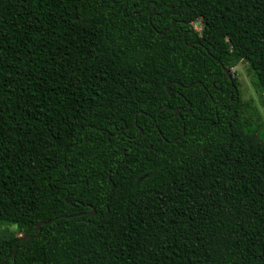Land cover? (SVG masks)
<instances>
[{
    "label": "trees",
    "instance_id": "trees-1",
    "mask_svg": "<svg viewBox=\"0 0 264 264\" xmlns=\"http://www.w3.org/2000/svg\"><path fill=\"white\" fill-rule=\"evenodd\" d=\"M241 62L264 0H0V264H264Z\"/></svg>",
    "mask_w": 264,
    "mask_h": 264
},
{
    "label": "rangeland",
    "instance_id": "rangeland-1",
    "mask_svg": "<svg viewBox=\"0 0 264 264\" xmlns=\"http://www.w3.org/2000/svg\"><path fill=\"white\" fill-rule=\"evenodd\" d=\"M201 28L202 27L199 23L192 26L193 31L198 33L201 32ZM230 74L232 79H235L239 85L241 101L244 105H248L250 108L254 109L255 113H257L260 118V122L258 123L263 126L264 130V109L261 100L252 87L253 74L251 70L247 64L241 62L230 70ZM246 115H249V113L247 112ZM5 229L6 228H2L1 231L3 232ZM11 231L13 233L15 232L14 229H11Z\"/></svg>",
    "mask_w": 264,
    "mask_h": 264
},
{
    "label": "water",
    "instance_id": "water-1",
    "mask_svg": "<svg viewBox=\"0 0 264 264\" xmlns=\"http://www.w3.org/2000/svg\"><path fill=\"white\" fill-rule=\"evenodd\" d=\"M187 46H190V45H187ZM224 72L226 73L228 79L231 81L232 80L231 74L229 72H227L226 69H224ZM176 114H177V111H176ZM140 134H141V132L139 133V135ZM93 214H94V211H92L90 214H87V216L90 217V216H93ZM47 224H49V223H40L39 225H37L36 230H38L40 232V227L43 225H47ZM30 239H31V237L28 240H30Z\"/></svg>",
    "mask_w": 264,
    "mask_h": 264
},
{
    "label": "flooded vegetation",
    "instance_id": "flooded-vegetation-1",
    "mask_svg": "<svg viewBox=\"0 0 264 264\" xmlns=\"http://www.w3.org/2000/svg\"><path fill=\"white\" fill-rule=\"evenodd\" d=\"M193 30V29H192ZM195 44V43H194ZM195 45H197V44H195Z\"/></svg>",
    "mask_w": 264,
    "mask_h": 264
}]
</instances>
